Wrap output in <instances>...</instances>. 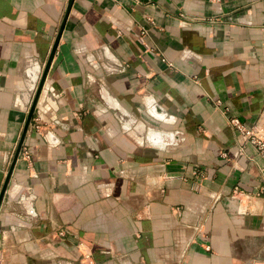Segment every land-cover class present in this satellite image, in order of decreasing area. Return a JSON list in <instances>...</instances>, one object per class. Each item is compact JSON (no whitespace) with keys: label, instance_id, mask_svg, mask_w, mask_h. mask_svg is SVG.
I'll use <instances>...</instances> for the list:
<instances>
[{"label":"crops","instance_id":"0c3cea01","mask_svg":"<svg viewBox=\"0 0 264 264\" xmlns=\"http://www.w3.org/2000/svg\"><path fill=\"white\" fill-rule=\"evenodd\" d=\"M66 7L0 0V189ZM263 112L264 0H73L0 264H264V158L227 122Z\"/></svg>","mask_w":264,"mask_h":264},{"label":"water","instance_id":"95a60500","mask_svg":"<svg viewBox=\"0 0 264 264\" xmlns=\"http://www.w3.org/2000/svg\"><path fill=\"white\" fill-rule=\"evenodd\" d=\"M72 4H73V0H67L66 11H65L63 19L61 21V24H60L59 30L57 32V35H56V37H55V39L53 41V44H52V46L50 48L48 57H47L44 65H43L42 70L39 72V74L37 75V77L35 78V80L33 82V87H32L33 94H32V97H31L29 105H28L27 117H26V120H25V123H24V126H23V130L21 132V136L19 138V141H18V144H17V148H16V151H15L14 158L12 160L11 166H10L9 170L7 171V173L5 175L3 184H2L1 189H0V204H1L2 198L4 196L5 190H6L7 186H8V182H9L13 167L15 165V162H16L17 158H18V155H19V152H20V149H21V145H22L23 140L25 138V134H26V132L28 130V127L30 125L31 118L33 116V113H34L35 108L37 106V103L39 101L41 92L43 90V87H44V84H45V80H46V77H47V74H48V71H49V67H50L51 61L53 59L56 47H57L59 39L61 37L65 22L67 20L68 15H69V12H70Z\"/></svg>","mask_w":264,"mask_h":264},{"label":"built area","instance_id":"2783aa9c","mask_svg":"<svg viewBox=\"0 0 264 264\" xmlns=\"http://www.w3.org/2000/svg\"><path fill=\"white\" fill-rule=\"evenodd\" d=\"M214 107L224 114H227V110H224L221 106L219 100L215 99L213 101ZM228 115V114H227ZM227 122L233 131L240 137L241 141L238 145V153L242 154L245 146L251 145L255 152L264 158V135L261 131L264 130V112L263 115L259 118V122L253 124L252 126H246L239 118L233 116H227ZM23 143L21 145V148ZM21 150V149H20ZM221 156L226 158V153H222ZM63 235V232H60ZM85 257L89 258V255Z\"/></svg>","mask_w":264,"mask_h":264}]
</instances>
